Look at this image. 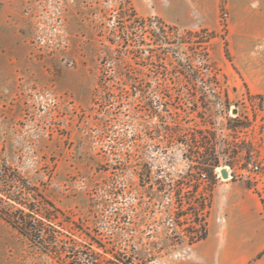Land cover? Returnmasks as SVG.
I'll return each instance as SVG.
<instances>
[{
    "label": "rangeland",
    "instance_id": "rangeland-1",
    "mask_svg": "<svg viewBox=\"0 0 264 264\" xmlns=\"http://www.w3.org/2000/svg\"><path fill=\"white\" fill-rule=\"evenodd\" d=\"M263 77L264 0H0V156L62 212L70 264H229L252 186L216 167L264 159ZM0 264L63 263L0 218Z\"/></svg>",
    "mask_w": 264,
    "mask_h": 264
},
{
    "label": "trees",
    "instance_id": "trees-1",
    "mask_svg": "<svg viewBox=\"0 0 264 264\" xmlns=\"http://www.w3.org/2000/svg\"><path fill=\"white\" fill-rule=\"evenodd\" d=\"M201 205L204 207V202ZM61 213L35 184L0 156V218L41 252L63 264H70L68 259L72 251L69 244L72 238L64 231ZM197 215L194 214L189 224L193 230L197 229L190 232V245L206 235ZM108 253L111 257L100 258V264H140L135 263L137 256L133 246L131 252L118 250ZM89 263L96 264V260ZM79 264L85 263L80 261Z\"/></svg>",
    "mask_w": 264,
    "mask_h": 264
},
{
    "label": "crops",
    "instance_id": "crops-1",
    "mask_svg": "<svg viewBox=\"0 0 264 264\" xmlns=\"http://www.w3.org/2000/svg\"><path fill=\"white\" fill-rule=\"evenodd\" d=\"M260 86H256V91L264 96V84ZM262 146L264 148V120ZM238 186L236 197L231 195L238 205L239 213L235 218L228 219L231 240L227 245L226 259L229 264H264V253L257 257L264 250V204L252 187H247L243 182Z\"/></svg>",
    "mask_w": 264,
    "mask_h": 264
},
{
    "label": "built area",
    "instance_id": "built-area-1",
    "mask_svg": "<svg viewBox=\"0 0 264 264\" xmlns=\"http://www.w3.org/2000/svg\"><path fill=\"white\" fill-rule=\"evenodd\" d=\"M226 168L228 177L227 179H232L233 177H240L243 180L248 181L252 189H255L256 193H261L264 195V159H254L249 158L244 160L241 167L237 172H234L229 166H223ZM222 167H216L217 177L221 178L220 169ZM237 173V174H236ZM201 177H205L206 173L201 172ZM263 193V194H262Z\"/></svg>",
    "mask_w": 264,
    "mask_h": 264
},
{
    "label": "water",
    "instance_id": "water-1",
    "mask_svg": "<svg viewBox=\"0 0 264 264\" xmlns=\"http://www.w3.org/2000/svg\"><path fill=\"white\" fill-rule=\"evenodd\" d=\"M220 175H221L222 178H227L228 177V173H227V170H226L225 167H222L220 169Z\"/></svg>",
    "mask_w": 264,
    "mask_h": 264
}]
</instances>
